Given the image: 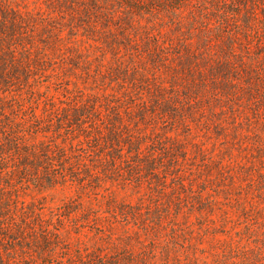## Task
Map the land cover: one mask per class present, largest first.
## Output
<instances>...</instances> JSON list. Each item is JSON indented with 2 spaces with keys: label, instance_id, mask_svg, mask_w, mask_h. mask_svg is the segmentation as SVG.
Listing matches in <instances>:
<instances>
[{
  "label": "rangeland",
  "instance_id": "obj_1",
  "mask_svg": "<svg viewBox=\"0 0 264 264\" xmlns=\"http://www.w3.org/2000/svg\"><path fill=\"white\" fill-rule=\"evenodd\" d=\"M111 1L0 0V199L69 207L71 250L264 264V1Z\"/></svg>",
  "mask_w": 264,
  "mask_h": 264
},
{
  "label": "trees",
  "instance_id": "obj_2",
  "mask_svg": "<svg viewBox=\"0 0 264 264\" xmlns=\"http://www.w3.org/2000/svg\"><path fill=\"white\" fill-rule=\"evenodd\" d=\"M236 1L241 2L242 0ZM263 1L252 0L254 6L258 2L262 4ZM91 2L97 5L101 2L110 4L112 1L91 0ZM119 2L118 5L121 9L122 7L127 10L134 9L133 3H135V0H119ZM166 7L168 8L169 5H166ZM8 8L9 6L6 5V9ZM178 8L179 6L176 5L170 6V10L175 11ZM115 16H118V14ZM223 16L228 17L227 14H223ZM20 18L27 21L31 19L30 17L26 19ZM112 18H114V15ZM257 19L258 17L255 14L248 17L246 22L247 29ZM20 25L22 23L18 24L13 20L10 23L2 24L1 29L9 28L15 30ZM239 30L241 29L238 27L237 31ZM59 34H61V31H56L57 38H60ZM232 36H236V33ZM39 212L31 206L14 207L12 209L3 199H0V264H138V259L128 255L126 252L110 254L97 250L88 251L81 247L71 250L68 248L64 236L59 234V229L62 223L64 225L65 221H70L68 215L73 211L69 207H63L58 214L54 215L53 213L52 218L55 219L51 218L48 222L42 219V214ZM28 216L32 218L31 221H27L29 220ZM54 224L59 229H56L57 227ZM140 262L147 264L143 260H140Z\"/></svg>",
  "mask_w": 264,
  "mask_h": 264
}]
</instances>
